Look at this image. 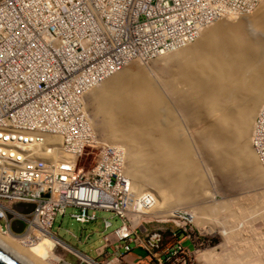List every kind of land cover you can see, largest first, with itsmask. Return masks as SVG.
I'll list each match as a JSON object with an SVG mask.
<instances>
[{"label":"bare ground","instance_id":"6f19581e","mask_svg":"<svg viewBox=\"0 0 264 264\" xmlns=\"http://www.w3.org/2000/svg\"><path fill=\"white\" fill-rule=\"evenodd\" d=\"M149 63L154 65L153 71L144 67ZM155 72L162 77L167 74L157 80V76H151ZM95 89L77 110L55 107L58 115L73 114L71 121L56 122L54 113L48 114L53 117H47L45 122L27 121L23 111L19 117L15 110L9 127L6 120L0 121V128H7L0 131V199L25 198L37 212L24 234L15 229L23 218L21 208L8 205L14 216L6 229L8 215L0 203V244L25 264H76L93 259L59 240L52 233L51 218L55 206L74 197L81 196L87 203L95 202L99 195L105 197L110 182L104 174L110 172L118 179L113 191L122 184L125 197L122 205L118 197L109 198L105 204L122 214L132 211L138 217L173 213L176 218L196 221L198 213H204V201L199 203V199L213 184L205 174L209 159L223 179L230 182L229 187L259 186L264 196V171L251 146L252 133L260 126L264 111V0L252 16L220 20L205 29L194 44L155 59L132 61ZM180 89L185 94L181 95ZM164 95L170 97L171 104ZM175 102L184 106L179 103L175 107L176 113L183 111L179 115L183 121H188L185 115L193 111L191 102L207 103L204 108L210 124L203 126L197 146L187 141L173 112L175 108L172 111L170 106ZM178 106L183 108L179 112ZM4 109L10 110L0 104V113ZM77 113L88 122L76 121ZM31 129L37 131V137L27 139ZM28 132L31 134L23 137ZM68 133L72 137L94 135L92 144L103 145L95 165L86 171L93 170L92 177L86 180H93L92 190L81 193L77 187L83 169H75L74 147L83 146L76 140L73 146V140L65 139ZM40 135L59 139H41ZM42 148L46 155L39 152ZM180 203H190L191 211L168 209V204ZM221 204L219 213L231 208L227 203ZM261 209L264 212V207ZM221 229L223 235L230 237L232 228ZM146 241L151 243L150 239ZM57 250L70 254L72 259L57 255ZM98 251L107 252V248Z\"/></svg>","mask_w":264,"mask_h":264},{"label":"built area","instance_id":"2783aa9c","mask_svg":"<svg viewBox=\"0 0 264 264\" xmlns=\"http://www.w3.org/2000/svg\"><path fill=\"white\" fill-rule=\"evenodd\" d=\"M262 2L0 0V104L10 109H4L6 112L2 110L0 121L6 120L7 127L13 124L10 118L13 110L19 117L23 111V118L27 121L45 122L47 117H53L48 115L50 113L57 115L56 122L71 121L73 114L58 115L56 108L77 110L84 105L88 93L122 72L132 61L155 59L173 49L194 44L208 27L220 20L250 16L260 8ZM75 118L82 123L88 122L78 113ZM259 121L260 126L251 136V146L264 171V111ZM30 132L23 137L30 134L27 139L37 137L35 129ZM38 138L59 139L58 136L42 138V135ZM94 138V135L89 138L82 134H73V137L69 133L65 135V139L73 140V146L74 140L83 146V149L80 145L74 147L75 169L82 170L78 162L88 148H93L91 139ZM20 150L27 151L24 148ZM39 152L46 155L44 148ZM82 172L77 186L81 193L93 189L90 182L93 180L86 182L87 177H92L93 170L91 173ZM104 177L110 182L105 197L99 195L95 202L87 203L83 197L77 196L54 207L52 228L58 215H67V209L79 211L71 214V217L82 225L94 222L96 216L93 210L99 209L114 211L123 219V225L114 231L115 248L107 235L104 239L107 252L97 250L96 258L76 264H134L131 260L134 247L147 253L155 264H199L195 256L200 252L198 248L193 252L184 243V240L192 241L187 231L180 233L163 227L160 230L166 237L163 239L159 235V242L155 244V235L143 225L142 230H136L137 220L142 214L139 217L132 211L122 214L105 204L109 198L118 197L122 205L125 195L122 184L113 191L118 182L113 172L104 174ZM0 203L5 208L4 214L8 215L6 229H9L14 216L8 205L21 208L23 218L15 229L25 234L32 219L37 216L33 207L25 198H1ZM111 226L107 222L105 228ZM147 239H153V244L147 243Z\"/></svg>","mask_w":264,"mask_h":264},{"label":"rangeland","instance_id":"374dc122","mask_svg":"<svg viewBox=\"0 0 264 264\" xmlns=\"http://www.w3.org/2000/svg\"><path fill=\"white\" fill-rule=\"evenodd\" d=\"M195 62L197 63V60ZM141 64L143 65V63ZM157 64L161 66L160 62H158ZM153 66L154 65L152 63L144 64V67L147 68L148 71L150 70L153 71L154 70ZM158 73L155 72V75L153 73V75L151 74V76L153 78L157 76L156 78H158L157 80H159V78L163 79L165 74H167V73L165 74L163 73L164 75L162 77L160 75L161 73L159 74ZM181 88H182V85H181ZM180 92L179 93L181 95L185 94L181 91V89H180ZM167 96H166L167 98L166 100H168L170 102L169 104H171V99L170 97H167ZM203 99H206V97ZM173 100L174 99H172V101ZM179 103L181 104L182 102H178V103L175 102L176 105H174L173 103L172 105H170L172 111L175 107H177ZM190 104L191 105L194 104L193 106L190 105V110L193 109V111H191V114L194 117H192L190 113L188 115V113L186 112L187 114L185 116H188L187 119L189 122L186 121V119L184 121L182 119H179L180 113L183 112V111H180L182 107L178 106L180 108V109L178 108V112L180 111L179 114L175 112L177 108H175L173 112H175L174 114L178 116L177 118L179 122H181L179 123L178 120H175L179 123V125L181 124V126L183 127L184 129L183 131L186 133V134L184 133V135H186V137L188 138V139L186 138L187 141H189L192 146L193 145L197 146V141L201 140L202 138L200 135L202 133V129L204 128L203 126L210 124L207 110L204 108L205 106H207V103L197 104L193 102L192 104L191 102ZM181 106H183V104H181ZM185 107L187 106L185 105ZM168 108H169V105H168ZM256 117L254 119H256ZM97 132L99 134V131ZM117 146L121 147L120 145H117ZM101 147H103V145L100 143L97 146H93V148H88L86 150L87 152L83 154V156L80 158V161L78 162L79 168L83 169L84 171H88L89 169H91V167L95 165V161L97 159L96 157L102 152L103 148ZM192 150L194 152H197L194 148H192ZM210 161L211 160L209 159L208 163L207 162L205 163V169H206L205 174H207L208 180L212 181L213 184H210L208 186L206 193H204L199 199V203L202 200L204 201V203H202V207L204 205V209L202 212L204 213L203 214L198 213L197 215L198 219L196 221L189 222L184 219L176 218V216L172 215L173 213L170 216L168 214L167 215L164 214L163 216H154V217L143 215L142 217H140V219L137 220L138 225L136 227V230L137 231L142 230V225H143L145 229L149 231V233L155 235L154 243L159 242V239H160L159 235H161L163 239L166 237L160 230L163 227L170 229V230H177L180 233H185L184 232L185 230L189 233V235L192 238V244H193L194 250L195 248H198L197 250L199 251H205L208 249H212L213 247H216L218 244H220L222 240L227 241V242H234V239H231L230 237L235 236V235H237V238H238V239L235 238L237 242L240 241V243L241 242L244 243L245 241L248 245H250V240L252 239V240H257V242L260 241L261 244L259 245H264V212L261 209L264 207V196L262 194L263 193L262 189L260 191L259 186L250 187L251 189L246 188V187H242V189L229 187L230 182L226 179L225 180L223 179V176L220 175L214 169V166L210 164ZM221 202L223 204L227 203L231 208L222 210V213H219V210L217 208H219ZM192 203L196 204V202H192ZM189 204H186V203L185 204H181V203L180 204H168L167 206H168V209L170 210H174L176 208H183L184 210L191 211L190 206L192 205H189ZM215 207L216 209L214 211ZM220 207H222V204ZM163 208H161V211L166 210ZM101 210L103 209L93 210V214L96 216V220L94 222L90 224L82 225L78 223L74 218L71 217V214L78 213L79 211L76 209H67L66 216L62 217L58 215L56 217L53 228H52V233L59 240L67 244L69 247L81 253L88 254L92 258H96L97 257L96 251L101 249L102 245L103 246L105 245L104 239L107 235H109L110 242L114 244L113 247L115 248L117 244L115 243L114 231L119 229L123 225V219L118 217L116 212L110 211V210H106V211H101ZM246 216H247V219H246ZM245 221H247L248 223ZM107 222H110L112 226L105 228V225L107 224ZM242 222L245 223L244 227L240 226ZM184 225H185V228H184ZM225 227L232 228V233L230 237L222 234L221 228L225 230ZM169 240L170 239H167V241ZM185 244L187 245V242H185ZM229 244L230 243H228V245ZM259 245L258 243L255 242V246L258 247L259 250H262L260 252H264V247L261 248V246ZM135 249H138V248L134 247V250ZM191 250L194 252L193 249ZM55 253L57 255L61 254L63 257H65L68 260L72 259V256L63 250L62 251L57 250ZM261 254L263 255V253Z\"/></svg>","mask_w":264,"mask_h":264},{"label":"crops","instance_id":"0c3cea01","mask_svg":"<svg viewBox=\"0 0 264 264\" xmlns=\"http://www.w3.org/2000/svg\"><path fill=\"white\" fill-rule=\"evenodd\" d=\"M230 238L234 239V242L222 240V242L216 247L197 253V262L199 264H264V252H260L262 250H259L258 247L255 246V242L259 245L261 244L260 241L257 242V240L251 239L250 245H248L245 241L244 243H240L239 240V242H237V240H235V238L238 239L237 235ZM152 240L153 239H150L151 244H153ZM185 242H187V246L190 250H194L192 241L184 240V243ZM228 243L230 244L228 245ZM259 246H261V248L264 247V245ZM101 247H103V245ZM261 253H263V255ZM131 260L134 264H155L154 261L150 257H147V254L141 249H135L132 251Z\"/></svg>","mask_w":264,"mask_h":264},{"label":"water","instance_id":"95a60500","mask_svg":"<svg viewBox=\"0 0 264 264\" xmlns=\"http://www.w3.org/2000/svg\"><path fill=\"white\" fill-rule=\"evenodd\" d=\"M0 264H25L12 252L0 244Z\"/></svg>","mask_w":264,"mask_h":264}]
</instances>
